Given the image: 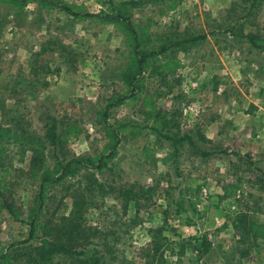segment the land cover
<instances>
[{
    "label": "rangeland",
    "instance_id": "rangeland-1",
    "mask_svg": "<svg viewBox=\"0 0 264 264\" xmlns=\"http://www.w3.org/2000/svg\"><path fill=\"white\" fill-rule=\"evenodd\" d=\"M55 2L74 7L80 16L56 12L58 6L44 10L37 2L22 9L0 2V89L16 92L5 101L13 112L2 116L6 113L0 111V119L22 112L31 131L43 136L49 117L55 116L63 152L96 157L108 142L100 123L103 108L127 89L120 79L129 59L126 34L105 20L112 4L121 1ZM134 3L132 20L153 34L200 37L187 44L192 45L187 52H177L183 67L176 75L164 82L154 74L144 86L154 109L171 120H161L162 134L179 138L189 133L194 145L174 146L156 134L150 128L154 118L145 114L153 106H144L141 96L126 98L108 109V122L126 125L116 154L101 170L82 168L48 187L40 228L32 237L37 182L30 174L29 153L10 145L8 169L0 167V252L21 246L23 255L10 263L22 264L24 253L45 238L47 222L58 224L70 216L78 200L76 214L82 215L85 230L98 235L76 244V252L83 254L53 264H88L73 259L94 256H102L99 264H147L141 248L156 228L176 245L175 254L166 252V264H264L263 232L235 226L253 223L264 229V0ZM43 44L60 50L39 54ZM166 83L174 85L172 94ZM46 147L52 167L53 152ZM181 190L188 210L177 214ZM241 212L248 213L244 223L238 220Z\"/></svg>",
    "mask_w": 264,
    "mask_h": 264
},
{
    "label": "trees",
    "instance_id": "trees-1",
    "mask_svg": "<svg viewBox=\"0 0 264 264\" xmlns=\"http://www.w3.org/2000/svg\"><path fill=\"white\" fill-rule=\"evenodd\" d=\"M36 1L39 5L48 8L57 7L66 13L72 14L77 17L80 16L79 12L74 10V7L64 4L61 2L56 3L55 0H0L1 3H14L16 9H22L29 2ZM114 2V0H111ZM255 1V0H253ZM49 3V5H48ZM134 0H122L117 5L113 6L111 12L106 13V19L108 22L115 23L119 28H121L126 34V43L129 47V59L124 68L120 70V79L126 84V91L123 95L117 94L112 96L108 101V105L103 108V119L100 121L101 127L104 133V137L108 139L104 150L96 157H84V156H73L68 157L63 152L65 148V141L63 134L59 131L62 127L59 126V122L55 116H50L49 121H47L45 127V133L43 136H39L35 131H31L29 124L24 118L22 112L18 113V116H12L9 120L3 122L0 119V167L2 170H7L6 161V148L10 145H18L22 149V153H29V166L30 174L32 178L37 182L36 198L34 199V205L30 209L31 218V230L30 237L33 236L35 231L39 229L40 217L44 210V204L46 201V192L48 187L61 182L65 177L76 173L79 169L85 168H95L103 169L109 158H112L116 154L117 146L124 140V136L121 135V131L126 127L125 124H112L108 122V109L119 105L126 98L137 99L139 96L142 97V104L144 106H153L152 110L145 112L146 116L149 118H154V124L150 126L158 135H163L164 138L172 141L175 146L176 143L188 142L194 145L193 136L189 133H184L183 136L175 138L170 134H162L159 125L162 124L161 120H165L164 123H171V120L167 119L165 115L162 114L160 109H154V104L150 103L152 99L151 94L145 93V81L151 76L158 75L162 77L161 81H166L171 74L177 73V70L183 67L181 59L178 57V51L187 52L191 46L187 45L200 37L178 38L175 36H164L153 34L147 26H142L141 24H136L132 20V7ZM175 5V4H174ZM51 6V7H49ZM150 20V19H148ZM149 22V21H148ZM185 35V34H184ZM253 40V39H252ZM253 44L257 47H261L256 44L253 40ZM59 47L42 45L39 54L46 51H59ZM43 71H49L47 66L43 67ZM34 75V72H32ZM1 77V71H0ZM44 75L42 77V86H48L47 77ZM168 85V94L173 93V86ZM32 86V85H31ZM30 86V87H31ZM5 89V90H4ZM9 91V95H6V91ZM8 86L0 89V111H5L6 116L13 112V109L6 105L7 99L14 97L16 92H12ZM145 95V96H144ZM14 99V98H13ZM15 107V106H12ZM3 109V110H2ZM5 109V110H4ZM16 112V109H14ZM253 112V110L251 111ZM17 117V118H16ZM5 123L7 125L5 126ZM148 127V126H147ZM51 146L54 163L51 167L47 163L46 158V145ZM62 146L64 148H62ZM175 150L177 151L176 147ZM60 152L63 154L61 156ZM201 155H207L205 151H200ZM0 191H2V186L0 185ZM150 188L146 192H149ZM2 193V192H1ZM3 195V194H2ZM132 198V197H131ZM86 200V199H85ZM78 205V200L74 203V210L70 216L62 217V221L58 224H50L47 222L44 228L46 229L45 238L40 245L34 247L33 249L25 252V260L22 264H53L56 259L75 257L77 254H83L84 252H76L75 247L77 243H80L83 239L89 238L91 235L97 236L96 232L90 233L85 230L84 219H81V214H76V207ZM3 206L9 207V211H13L11 206L4 201ZM188 210L186 206V196L180 191V194L175 202V212L181 214ZM75 213V214H74ZM247 212H241L238 215V220L240 223H244L247 220ZM252 223V222H251ZM238 230L246 229L247 231L263 232L260 236L264 237V229L248 224L241 229L240 225H235ZM248 236V234H247ZM23 243V242H21ZM176 245L169 238L163 234V228H156L153 238L147 242L142 248V255L147 260V264H166V252L171 250L172 254L174 252ZM184 246H181L182 253ZM23 248L18 246L15 250H11V253L0 252L1 264H11V260H19L20 256L23 255L21 250ZM77 253V254H76ZM92 260H83L82 258H77L73 260H78L79 262L88 264H99L101 257H91ZM12 264H20L14 262Z\"/></svg>",
    "mask_w": 264,
    "mask_h": 264
},
{
    "label": "crops",
    "instance_id": "crops-1",
    "mask_svg": "<svg viewBox=\"0 0 264 264\" xmlns=\"http://www.w3.org/2000/svg\"><path fill=\"white\" fill-rule=\"evenodd\" d=\"M120 1H122V0H120ZM29 3H30V4H31V3L33 4V3H36V1H31V2H29ZM29 3H28V4H29ZM37 3H38V2H37ZM28 4H27V5H28ZM115 4L117 5L118 3H117V2H115ZM39 6H40V8H43L44 10H47V8H46V7H43V6H41V5H39ZM74 10H75V9H74ZM55 11H56V12H57V11H60V12H61V10H60V9H58V10L56 9ZM46 12H47V11H46ZM63 12H64V11H63ZM47 13H48V12H47ZM46 17H47V15H46ZM111 23H112V22H111ZM113 24H115V23H113ZM115 25H116V24H115ZM116 26H117V25H116ZM121 30H122V29H121ZM122 32L124 33V31H123V30H122ZM152 33H153V31H152ZM125 36H126V35H125ZM125 41H126V38H125Z\"/></svg>",
    "mask_w": 264,
    "mask_h": 264
}]
</instances>
